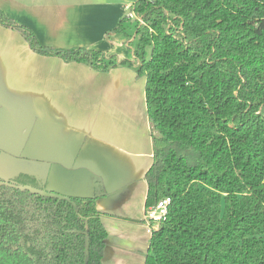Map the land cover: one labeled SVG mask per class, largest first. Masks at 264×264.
I'll return each mask as SVG.
<instances>
[{
  "label": "trees",
  "instance_id": "obj_1",
  "mask_svg": "<svg viewBox=\"0 0 264 264\" xmlns=\"http://www.w3.org/2000/svg\"><path fill=\"white\" fill-rule=\"evenodd\" d=\"M131 9L136 18L111 32L130 39L132 59L43 46L1 8L0 24L40 54L104 71L128 64L146 78L145 205L171 204L151 221L144 264H264V0H134ZM104 194L101 182L93 196H69L42 175L0 177V264H102Z\"/></svg>",
  "mask_w": 264,
  "mask_h": 264
},
{
  "label": "crops",
  "instance_id": "obj_2",
  "mask_svg": "<svg viewBox=\"0 0 264 264\" xmlns=\"http://www.w3.org/2000/svg\"><path fill=\"white\" fill-rule=\"evenodd\" d=\"M129 7L122 0H0L43 46L85 47L118 59L129 58L121 53L122 34L111 31ZM123 66L134 83L136 66L104 71L40 54L0 24V176L35 161L34 174L48 179L53 170L69 177L67 188L57 191L69 196L91 195L101 179L105 194L97 209L108 233L102 264H144L152 232L144 216L152 127L146 93L133 91ZM42 164L45 172L37 171Z\"/></svg>",
  "mask_w": 264,
  "mask_h": 264
},
{
  "label": "rangeland",
  "instance_id": "obj_3",
  "mask_svg": "<svg viewBox=\"0 0 264 264\" xmlns=\"http://www.w3.org/2000/svg\"><path fill=\"white\" fill-rule=\"evenodd\" d=\"M123 2H125V4H129V9H127V11H126V15H128L130 12H131V6H132V4L134 3V0H122ZM128 17H129V15H128ZM136 18V14L134 13V17H131V19H135ZM135 24L134 23H132L130 26H129V32L130 33H134V26ZM120 39L122 40V41H124V46H123V49L121 50V53H123L124 54V56L125 57H127V58H129V59H132L133 58V56H132V51H131V49L127 46V42L130 40L129 38H127V37H124L123 35L120 37ZM134 41H133V43H135L136 42V37H133L132 38ZM121 56H123V55H121ZM123 67H127V66H123ZM124 69H126V71L125 70H123V73H125V77H126V79H127V81H128V84L130 83V84H132V85H134V88H133V91L134 90H136V91H139L140 93H143V92H145V83H146V78L143 76V77H136V72H135V77L137 78L136 80H135V82L134 83H132L131 82V79H130V77H129V75H128V67L127 68H124ZM136 83V84H135ZM132 85H130V86H132ZM122 90V89H121ZM121 90H120V92H121ZM125 92V91H124ZM121 98H124V95H121ZM20 162H23V161H20ZM35 161H29V162H23V163H21V168H24V170L25 171H27V172H30V173H33L34 171H35ZM36 167L38 168V167H40V170H37V171H39V172H45V170H44V168H45V166L42 164L41 166L40 165H36ZM106 206H104V208H105ZM107 209H109V208H107ZM120 211H121V209H120ZM122 212V211H121ZM102 219V218H101ZM102 221H103V219H102ZM107 222H108V220H106ZM108 228H110V225H108ZM129 230V229H128ZM123 231H127V230H123ZM123 231H121V232H123ZM142 234H143V232H142ZM142 240H144L145 241V238L144 237H142ZM143 251V250H142ZM145 256V255H144ZM130 261V260H129ZM128 262V261H127ZM130 264H137L136 262H132V263H130Z\"/></svg>",
  "mask_w": 264,
  "mask_h": 264
},
{
  "label": "built area",
  "instance_id": "obj_4",
  "mask_svg": "<svg viewBox=\"0 0 264 264\" xmlns=\"http://www.w3.org/2000/svg\"><path fill=\"white\" fill-rule=\"evenodd\" d=\"M129 17H134V12H130ZM171 204V198L170 197H165L161 200L158 201V203L156 205L150 206L146 208L145 211V219L147 221H161L163 220L169 210V205Z\"/></svg>",
  "mask_w": 264,
  "mask_h": 264
},
{
  "label": "water",
  "instance_id": "obj_5",
  "mask_svg": "<svg viewBox=\"0 0 264 264\" xmlns=\"http://www.w3.org/2000/svg\"><path fill=\"white\" fill-rule=\"evenodd\" d=\"M27 172V171H25ZM2 177V176H1ZM68 180H69V177L66 178V177H58L54 172L53 170L50 171V174L48 176V179H47V182H48V188L54 192H57V191H62L63 192V188H67L68 186ZM102 183L103 182L101 181V179L97 178L95 179V185L93 186V193L91 195H88V196H93L94 192H95V189L96 187L99 185V183ZM104 186V184H103Z\"/></svg>",
  "mask_w": 264,
  "mask_h": 264
},
{
  "label": "flooded vegetation",
  "instance_id": "obj_6",
  "mask_svg": "<svg viewBox=\"0 0 264 264\" xmlns=\"http://www.w3.org/2000/svg\"><path fill=\"white\" fill-rule=\"evenodd\" d=\"M18 172H19V171H18ZM18 172H15V173H13V174H16V173H18ZM13 174H12V175H13ZM10 176H11V175H10ZM0 177H1V176H0ZM8 177H9V176H8Z\"/></svg>",
  "mask_w": 264,
  "mask_h": 264
}]
</instances>
